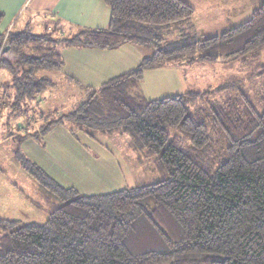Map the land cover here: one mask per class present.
Segmentation results:
<instances>
[{
  "label": "trees",
  "instance_id": "1",
  "mask_svg": "<svg viewBox=\"0 0 264 264\" xmlns=\"http://www.w3.org/2000/svg\"><path fill=\"white\" fill-rule=\"evenodd\" d=\"M103 1L104 28L0 32V69L11 76L0 111L25 115L54 86L40 72L62 70L63 47L152 48L134 69L83 88L72 110L6 133L15 160L59 205L40 224L0 216V264H264V95L254 103L235 76L151 100L140 89L146 70L252 61L264 47V2L241 24L200 36L188 30L194 8L184 0ZM56 125L73 136L127 135L158 179L91 195L62 186L21 149Z\"/></svg>",
  "mask_w": 264,
  "mask_h": 264
},
{
  "label": "crops",
  "instance_id": "2",
  "mask_svg": "<svg viewBox=\"0 0 264 264\" xmlns=\"http://www.w3.org/2000/svg\"><path fill=\"white\" fill-rule=\"evenodd\" d=\"M184 1L194 8L195 13L199 9L197 2H201L203 6L221 7L223 10L214 15L211 11V14L206 15L203 20L204 26L197 24L202 19L194 24L192 16L190 25L200 36L214 35L235 27L246 21L256 8L243 4L231 7L229 5L234 3L232 0ZM228 2L231 4L228 5ZM0 12L3 14L0 32L21 30L26 27L32 31L41 28L43 32L45 29L51 30L57 27L58 32L68 33L69 29L75 31L81 27L104 28L108 25L110 17V9L103 0H0ZM214 18L219 19V24L213 22ZM198 28L204 30L199 31ZM146 49L128 43L113 49L63 47L61 49L63 67L60 72H55V76H51L55 82L52 88L58 84L65 87L66 92L78 91L83 96V88H97L109 79L134 69L142 58L149 54ZM260 53L264 55V47ZM214 65H217V62ZM0 73V78L2 77L0 84L10 80L11 76L6 70L0 69ZM186 77L184 67L179 66L146 70L143 73L140 89L144 97L149 100L183 93L190 88L194 89L195 85L193 81L188 82ZM20 132L21 129L16 130V133ZM11 137L4 134L0 139V145L9 143L8 153L13 157L14 143ZM94 140L85 134L73 136L67 126L56 125L43 136L41 142L28 138L22 143L21 149L59 184L74 187L78 192L79 188L92 187V185H83L88 182L89 184L97 182L106 188L102 193L134 186L128 183L129 179H120L122 164L116 165L120 170L118 173L113 170L115 168L101 163L105 152H97ZM70 178H73V181Z\"/></svg>",
  "mask_w": 264,
  "mask_h": 264
},
{
  "label": "rangeland",
  "instance_id": "3",
  "mask_svg": "<svg viewBox=\"0 0 264 264\" xmlns=\"http://www.w3.org/2000/svg\"><path fill=\"white\" fill-rule=\"evenodd\" d=\"M232 1H234L232 5H229L231 4L229 2L227 3L231 7L243 4L253 8L258 7L264 2V0ZM197 3L199 9L196 13L194 10L193 18L194 24L202 19L197 23L199 26H204L203 20H205L206 15L211 14V11L213 15L218 11H223L221 7L203 6L201 2ZM213 22L219 24V19L214 18ZM205 29L208 30L207 28ZM188 30H193V27H189ZM198 30L203 31L204 28H198ZM33 31L41 33L42 29ZM60 35L62 34H58L57 32L56 36ZM146 50H148L149 54L152 53V48H147ZM207 64L209 63L205 65L187 64L186 68H184L187 81H193L195 83L194 86L192 85L194 89L204 91L207 86H212L219 82L220 79H224L227 76H235L238 79L241 90L254 103H257V100L264 95V76H252V73L264 64V55L261 53L252 59V61L245 60L244 63L217 62V65L214 66ZM40 73L42 75L46 74L49 77H53L56 74L52 71H41ZM0 80H2V77ZM66 91L65 87H61L58 84L53 88L47 89L41 94L38 102H31L33 106L26 111V115L19 110L14 113H9L8 105L3 104L4 107L0 111V139L8 131L15 133L18 126L22 127L20 133L23 132V127L26 126L32 131L37 130L42 122H46V120L40 117L41 115L48 116L50 114L54 116L56 111H58L57 114H60L72 110L82 95L78 91H73V93ZM194 105L204 107L205 103L202 100H198ZM33 119L36 122H33ZM92 139L96 141L94 146L97 152H105L101 163L115 168L113 170L118 173L122 170L120 174L121 180L129 179L128 183H131L130 185H137L153 182L158 179L159 174L153 170V160L146 157L140 149L135 147L127 135L121 136L118 133L112 135L95 134ZM218 142L220 145H223V141L219 138ZM9 145V143L0 145V216L11 220L19 219L21 223H43L47 219L48 214L59 205V202L49 192L42 189L22 168L20 163L8 153V150H10ZM71 158L73 159V155ZM118 163L122 164L120 170L116 167ZM70 180L73 181V178H70ZM93 183L95 184H89V182L84 183V186L92 185V187L79 188V193L96 194L106 190V188L97 184V182ZM109 185L113 186L115 184Z\"/></svg>",
  "mask_w": 264,
  "mask_h": 264
}]
</instances>
